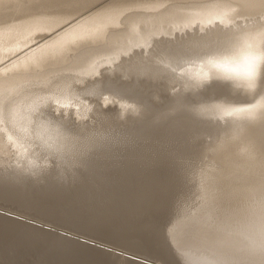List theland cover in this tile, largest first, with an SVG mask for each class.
<instances>
[{
  "label": "bare ground",
  "instance_id": "obj_1",
  "mask_svg": "<svg viewBox=\"0 0 264 264\" xmlns=\"http://www.w3.org/2000/svg\"><path fill=\"white\" fill-rule=\"evenodd\" d=\"M219 24L230 26V30L219 32L216 28ZM194 30L201 31L202 36L189 35L175 40L176 34ZM158 37L171 40L157 41ZM136 47L144 48L147 56L134 61L136 64L128 67V74L148 79L166 78L168 69L176 68L177 63L187 59L216 71L218 66L231 70L220 72L223 79L229 78L230 72L237 73L232 82L248 95L246 103L202 99L191 107L175 102L173 110L187 115L190 112L193 120L183 118L172 124L168 116L154 120L168 123L167 129L169 125L181 129L192 139L208 138L211 156L217 165L218 162L264 165V87L261 84L264 0H0V155L7 152L9 145L18 147L21 153L13 162L0 158L1 178H12L17 187H32L27 185L28 181L26 184L27 175L39 174L42 166L31 154L27 140L15 130L30 136L37 125L34 112L42 100L69 104L76 94L77 83L95 77L101 66H113L118 58ZM156 59L164 62L163 67L155 64ZM252 66L256 74L249 78ZM242 118V122L221 133L225 141H218V131L213 132L206 125L210 120L223 123ZM40 136L43 140L53 139L48 131H40ZM68 149L91 151L94 144L75 142ZM74 164L77 167L80 163ZM228 180L218 176V201L208 198L200 211L183 220L182 236L176 233L179 240L176 246L185 264H264V182L221 190ZM9 189L14 193L18 190L14 186ZM34 204L39 206L38 214L54 221H65L88 232L112 234L103 213L91 211L80 215L65 209L60 211L47 203ZM118 210L120 216L133 220L138 227L151 223V213L145 210L140 213ZM10 217L0 216V245L12 242L14 246H22L39 239L46 242L57 239V247H64L59 249V255L93 253L100 264L106 262L103 258L106 255L102 257L87 247ZM113 232L140 235L137 230V234L134 230L128 231L129 234Z\"/></svg>",
  "mask_w": 264,
  "mask_h": 264
},
{
  "label": "rangeland",
  "instance_id": "obj_2",
  "mask_svg": "<svg viewBox=\"0 0 264 264\" xmlns=\"http://www.w3.org/2000/svg\"><path fill=\"white\" fill-rule=\"evenodd\" d=\"M216 28L219 32L230 30V26L221 24ZM202 34L194 30L176 34L175 40H183L189 35L200 37ZM169 40L157 38V41ZM146 56L144 48L136 47L118 58L113 66H101L95 77L75 85L76 94L69 104L49 99L38 104L34 112L37 125L32 128L30 136L23 135L20 129L15 132L27 140L28 148L41 163L42 171L37 175H27L26 184L28 181L27 185H32L33 188L29 185L31 191H26L30 190L27 186L13 185L15 180L12 178L0 176V216H11L10 219L13 216L18 223L38 229L40 227L27 218L54 220L38 214L39 206L33 203H47L59 210L74 211L80 215L100 212L105 214V221L112 230L109 235L117 234L113 231L129 234L128 231L132 230L137 234V230L141 236L149 235L152 240L164 245L172 264H185L176 246L179 242L177 234L185 230L183 220L200 211L208 198L218 201V176L223 181L229 179L220 187L221 190L240 189L264 182V165L254 163L243 166L239 162L225 165L218 162L217 165L211 156L213 153L208 138L192 139L187 132L184 134L176 127L175 131L170 125L167 129L168 123L157 120L158 123H155L154 120L166 116L169 124L183 118L193 120L190 112L191 117L176 113L173 110L175 102L191 107L197 106L196 103L202 99L246 103L248 95L232 82L238 74L230 72V77L223 79L220 72L231 70L218 66L216 71L193 59L176 62L177 67L168 69L166 78L148 79L127 73L128 67L136 64L134 61L144 60ZM155 64L163 67L164 62L156 59ZM137 109L138 112L135 111ZM242 120L223 123L210 120L206 125L213 132L218 131V141H225L221 133ZM40 131L50 132L53 139L43 140ZM75 142L94 144V149L69 150L68 147ZM20 154L18 147L9 145L0 158L13 162L19 159ZM77 162L80 164L75 167ZM249 169L255 170L244 171ZM213 172L216 174L212 175ZM10 181L13 182L5 188L4 183ZM13 186L19 190L15 189L16 194L9 189ZM4 189H9L11 193ZM17 192L22 194L21 197ZM118 209L132 213L145 210L151 213V223L138 227L133 220L120 216ZM55 222L80 229L65 221ZM57 243V239H48V242L39 239L22 246L3 243L0 245V264H100L93 253L59 255V249L64 250V247H57ZM81 245L91 247L90 250L96 249L88 242H80L78 246ZM108 253L112 255L109 258L106 255L109 261L127 264V258L121 252Z\"/></svg>",
  "mask_w": 264,
  "mask_h": 264
},
{
  "label": "water",
  "instance_id": "obj_3",
  "mask_svg": "<svg viewBox=\"0 0 264 264\" xmlns=\"http://www.w3.org/2000/svg\"><path fill=\"white\" fill-rule=\"evenodd\" d=\"M27 219L30 223L39 226V230L52 233L54 236L77 246L80 245L79 242H88L96 248L92 251L96 250L95 252L99 254L112 257L108 252H121L126 256L127 264H171L170 253L167 252L166 247L158 241L152 240L149 235L147 237L141 235V237L137 235H103L102 233L75 229L55 221H46L36 217L31 218V216ZM103 258L106 261L104 264H114L113 260L111 262L106 257Z\"/></svg>",
  "mask_w": 264,
  "mask_h": 264
},
{
  "label": "snow or ice",
  "instance_id": "obj_4",
  "mask_svg": "<svg viewBox=\"0 0 264 264\" xmlns=\"http://www.w3.org/2000/svg\"><path fill=\"white\" fill-rule=\"evenodd\" d=\"M255 74H256V68L254 66L250 67L249 73H248L249 78H254ZM261 84H262V87H264V72L261 73Z\"/></svg>",
  "mask_w": 264,
  "mask_h": 264
}]
</instances>
